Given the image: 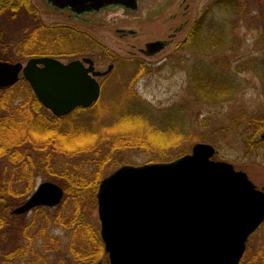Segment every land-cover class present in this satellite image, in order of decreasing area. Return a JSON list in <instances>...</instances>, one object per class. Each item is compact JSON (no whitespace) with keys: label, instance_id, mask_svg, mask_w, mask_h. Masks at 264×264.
I'll return each mask as SVG.
<instances>
[{"label":"rangeland","instance_id":"obj_1","mask_svg":"<svg viewBox=\"0 0 264 264\" xmlns=\"http://www.w3.org/2000/svg\"><path fill=\"white\" fill-rule=\"evenodd\" d=\"M31 2L38 10L43 23L67 25L95 38L97 45L91 51L90 57L95 61L97 70L105 71L110 64H116L112 73L99 78L102 84L99 100L101 112L96 108L95 112L79 115L73 120L77 122V128L80 122L85 124V130L97 134L104 132L109 141L107 140V146H102L109 152L115 143L120 142L117 135L120 131L127 132L125 144L133 142L129 147L126 144L123 150L115 149L120 152L114 153L106 162L99 176L101 180L118 168V163H115L118 160L122 161V165L168 162L171 160H155L159 153L173 156L179 153L180 156L191 154L195 144L205 143L216 149L213 157L215 161L232 164L235 170L245 172L253 184L264 191V131L255 135L250 127L240 120L244 113L264 120V3L250 5L251 12L247 18L246 13L244 14V22L231 27V11L229 13L226 9L218 8L215 0H188L190 9L187 14H184L186 3L183 0H142L136 12L113 8L81 17H75L67 9L54 8L44 0ZM210 7L212 12L208 17V27L211 26L213 32H208V28L200 36L198 44L193 42L189 52H178V44L184 40L198 16L203 15ZM232 18L235 21V15ZM184 21H188L187 27L177 34L171 45L158 54H145L148 43L168 40L169 34L174 33ZM225 22L227 24L221 34ZM221 35L224 36V41H219ZM218 42H222L223 46ZM100 46L101 49H96ZM131 60L136 61L138 66L132 64ZM61 61L68 62L63 58ZM139 66H142V69ZM195 77L208 80L209 85L224 80L230 87L228 99L219 102L214 95L215 90L210 89L213 96L206 101L201 100L193 87ZM24 82L23 79L20 81ZM123 90L128 96L133 95L145 103L146 110H143L142 117L133 119L129 110H120L116 116L119 118L110 116V112L115 113L118 98ZM203 94L205 95V92ZM166 113L186 125V130L181 131V134L185 133L178 138L180 141L170 147V141L174 138L165 134L169 135L166 138L170 139L166 149L158 151L149 145L145 149L139 148L136 142L138 143L140 137L146 140L145 135L150 137L153 131L155 132V126H160L163 120L158 114ZM121 117H125L123 122ZM71 161L72 164L81 163V171L89 173L90 170H86L89 160ZM66 162L65 159L61 160L64 166ZM92 168L94 166L91 164ZM55 169L62 172L59 165ZM95 171L94 169L93 173ZM46 181L51 182L48 177L39 176L35 181L36 186ZM92 191L96 195L97 192L94 189ZM89 197L86 222L100 232L97 199L92 201V196ZM58 214V208L56 211L47 209L38 214L30 213L27 220L40 222L32 229V233L36 234L40 229L42 232L44 227V236L36 241L34 248L28 247V241L22 242V239L12 242L13 244H6L5 249L0 251V264H60L63 259L68 261L67 264H77L69 255L73 232L55 221ZM263 237L264 224L250 238L247 249H257ZM12 253L20 255L15 256ZM105 262L106 260H103L99 263L107 264Z\"/></svg>","mask_w":264,"mask_h":264},{"label":"water","instance_id":"obj_2","mask_svg":"<svg viewBox=\"0 0 264 264\" xmlns=\"http://www.w3.org/2000/svg\"><path fill=\"white\" fill-rule=\"evenodd\" d=\"M44 1L82 15L110 8L136 12L142 0ZM166 43L148 44L145 54L159 53ZM112 69L96 71L90 58L0 61V89L14 86L22 74L42 105L64 117L96 103L101 95L96 78ZM215 153L212 145L197 143L191 154L126 164L101 181L96 198L109 264H241L249 238L264 223V191L245 172L213 160ZM63 198L62 187L44 182L14 214L56 207Z\"/></svg>","mask_w":264,"mask_h":264},{"label":"trees","instance_id":"obj_3","mask_svg":"<svg viewBox=\"0 0 264 264\" xmlns=\"http://www.w3.org/2000/svg\"><path fill=\"white\" fill-rule=\"evenodd\" d=\"M260 3L262 0H217V7L221 10L226 9L229 13L231 11L232 17L235 15V21L232 17L230 19L232 22L229 21L230 26L233 27L239 22H244L248 13L251 12L250 5ZM226 24L227 22H225L222 30L219 28L221 34L224 33ZM208 28V32H213L211 26L208 27L207 24L205 28L199 30V34L196 33L197 36L195 37H192L195 30H191V35L184 43L186 51H190L193 42L198 44L200 36ZM218 39L224 41V36L221 35ZM218 43L223 46L222 42ZM96 45L97 41L88 33L82 34L67 25L43 23L31 0H0V61L26 62L33 57L45 56L71 61L79 57H90L91 51L95 49L94 46ZM96 49H101V46ZM130 62L138 66L136 61L132 62L131 60ZM139 67L142 69V66ZM141 69H138L139 72ZM195 79L193 80V87L197 90V95H200L201 100L206 101L213 96L210 89L215 90L214 95L219 102L228 99L230 87L224 80L215 85L213 83L209 85L208 80H199L197 77ZM126 91L128 93V89ZM122 92L118 98L116 111L115 113L114 111L113 113L110 112V116L116 117L120 110H129L128 112L133 119L134 117H142L146 110L144 108L145 103L133 95L129 94L128 96L124 90ZM18 100L20 102L16 103ZM96 108L97 111H100L99 101L89 109L77 108L68 116L56 117L40 103L26 81L24 83L19 82L9 89L0 90L1 252L5 249L6 244H13L12 242L19 239L20 220L19 218L13 220L7 216V211L18 206L19 196L24 193L28 194L33 189L36 178L42 176L48 177L65 190L64 200L57 207L59 214L56 222L58 221L73 232L69 255L77 264H97L103 260L108 263V256L105 253L100 232L86 222L89 196H92V201H95L96 195L92 190L95 191L97 187L95 191L97 192L101 182L99 176L106 162L112 158L114 153L120 152L115 149L123 150L126 144L129 147V144L133 142L125 144L127 132L120 131L117 134L120 137V142L115 143L109 152L105 149L109 137L104 132L97 134L85 130L83 127L85 124L82 125L80 122H78L77 128V122L73 121L74 118L95 112ZM244 114L240 120L247 127L249 126L255 135L260 134L264 129V120L258 116ZM158 115H161L160 117L163 119L161 125L155 126L156 133L153 131L150 137L145 135L146 140L140 137L138 143L136 142L139 148L145 149L149 145L158 151L164 150L169 145L170 147L176 145L180 141L178 138L185 133L182 132L181 134V131L186 130V125L178 122L176 117L168 116V113ZM120 119L123 122L125 117ZM165 134L174 138L169 145L170 139L166 138L169 135ZM104 144L105 146H102ZM159 154L155 161H163L160 159L173 160L181 155L180 153L177 156L166 153ZM63 159L67 161L65 166L61 163ZM71 160H80L81 162L89 160L90 163L87 162L88 164H86V170H90L89 173H83L81 163L74 164L73 162L72 164ZM120 162L122 161L115 162L118 163V167L122 165ZM91 164L94 166L92 169ZM58 165L62 172L55 169ZM94 169L97 171H95V176H93ZM23 190L24 192L21 193ZM69 199L71 202H68ZM252 249L251 247L247 249L241 264H264V237L259 247ZM60 262V264H67L68 261L63 259Z\"/></svg>","mask_w":264,"mask_h":264},{"label":"flooded vegetation","instance_id":"obj_4","mask_svg":"<svg viewBox=\"0 0 264 264\" xmlns=\"http://www.w3.org/2000/svg\"><path fill=\"white\" fill-rule=\"evenodd\" d=\"M187 1L188 0H183V2L186 3V6L184 8L185 9L184 10V14H187L189 12V9H190L189 4L187 3ZM215 2L217 3V0H215ZM262 3H264V0H262ZM211 7L207 11H205L203 15L198 16V20H196L193 23V25L191 26L190 30L188 31L186 37L184 38V40L180 44H178V46H177V51L178 52L186 51V49L184 48V45H185L184 43L188 39L189 35H191L190 32H191L192 29H194L195 31L197 30V32L193 31V33H192L193 34L192 37H195V36H197L196 33L199 34V30H202L203 28H205V26L207 24H210V21L208 22V20H209L208 17H209V15L212 12ZM102 11L103 10H101L100 13ZM90 14H99V13L94 12V13H90ZM83 15H86V14L77 15V14L74 13V16L75 17H81ZM187 25H188V21H184L183 23H181L180 27H178L174 31V33L169 34V39L168 40H166V41L165 40H156V41L151 42V43L167 42L166 45H165V47H164V49H165L168 45H171L172 44V42H173V40H175L177 34L180 33L182 30H184L187 27ZM151 43H148V44H151ZM163 50H161V51H163ZM263 131H264V129H263ZM262 138L264 139V133L262 134ZM46 182H48V181H46ZM38 186H36V182H35V185H34L33 189L30 190V192L28 194H25L24 193V194H21L19 196L20 197V199H19L20 200L19 201V205L16 206V207L10 208L7 211V216H9L10 218H12L13 220H15L16 218H19V220H20V222H19L20 223V225H19L20 227L18 228V230H19L18 231L19 232V237H20L19 238V241H20V239H22L21 240L22 242L28 241V247H30V248H34L35 247L34 244L36 243V241L39 240L40 238H42V236H44L42 234V232H44V227L42 228V232H41V229H40L38 232H36V234H33L32 233V229H34L38 224H40V222H38L36 220H32V221L27 220L28 215L30 213H32V212H35L36 214H38V213H40V211H44V210H47V209L53 210V211L55 210L56 211V208H57V207H44V206H39V207L32 208L30 211H28L26 213H23V214H19V215L14 214V210H16L17 208H19L22 205H24L33 196V194L35 193V191L38 188ZM22 192H24V190L21 191V193ZM18 255H20V253ZM18 255H16V256H18Z\"/></svg>","mask_w":264,"mask_h":264}]
</instances>
